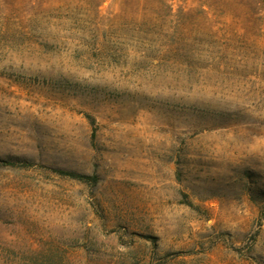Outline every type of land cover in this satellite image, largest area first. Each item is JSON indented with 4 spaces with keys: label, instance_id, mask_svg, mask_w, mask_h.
Returning a JSON list of instances; mask_svg holds the SVG:
<instances>
[{
    "label": "rangeland",
    "instance_id": "obj_1",
    "mask_svg": "<svg viewBox=\"0 0 264 264\" xmlns=\"http://www.w3.org/2000/svg\"><path fill=\"white\" fill-rule=\"evenodd\" d=\"M0 264H264V0H0Z\"/></svg>",
    "mask_w": 264,
    "mask_h": 264
},
{
    "label": "trees",
    "instance_id": "obj_2",
    "mask_svg": "<svg viewBox=\"0 0 264 264\" xmlns=\"http://www.w3.org/2000/svg\"><path fill=\"white\" fill-rule=\"evenodd\" d=\"M83 178H86V179H88V177H86V176H83Z\"/></svg>",
    "mask_w": 264,
    "mask_h": 264
}]
</instances>
